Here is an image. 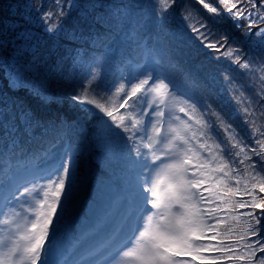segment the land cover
I'll use <instances>...</instances> for the list:
<instances>
[{"label": "snow or ice", "instance_id": "obj_1", "mask_svg": "<svg viewBox=\"0 0 264 264\" xmlns=\"http://www.w3.org/2000/svg\"><path fill=\"white\" fill-rule=\"evenodd\" d=\"M14 7L0 21V264H264V0ZM117 32L140 57L110 78L81 42L95 52ZM86 143L128 179L66 240Z\"/></svg>", "mask_w": 264, "mask_h": 264}, {"label": "trees", "instance_id": "obj_2", "mask_svg": "<svg viewBox=\"0 0 264 264\" xmlns=\"http://www.w3.org/2000/svg\"><path fill=\"white\" fill-rule=\"evenodd\" d=\"M17 0H0V21L4 18L16 17L12 16L15 11V4ZM118 2V0H117ZM141 3L147 4L149 0H140ZM183 25L178 17L173 23V29ZM2 27V24H0ZM63 43V41H62ZM81 46L84 49L86 56L91 57L93 54L105 59L107 63L103 67V71L111 78L112 74L115 73L116 76L120 75L117 71L122 63L129 58L139 59L140 53L136 49L135 44H131L124 36L122 32H117V34L109 40L104 47L96 46L95 52L89 48L87 44L83 41ZM73 47H76L75 45ZM252 55V53H248ZM211 59V54L201 51L199 56L196 57L197 62H203L207 64ZM135 62V60H134ZM221 68L227 65L223 60L219 62ZM131 67L122 68L125 75L131 71ZM84 69L80 67L66 68L65 74H74L79 77ZM236 76L238 82L247 84L246 78L243 74L239 72L233 73ZM219 87V86H218ZM222 91V89H220ZM251 92V88L248 89ZM225 100L231 105L232 101L230 98V93L224 92ZM123 111V110H122ZM2 131H0V136H2ZM25 153L36 151L39 147L38 144L32 142L24 143L22 145ZM3 149V141L0 140V152ZM17 158L22 159L19 155V150L17 151ZM80 171L83 174L82 182L79 185V190L76 194L73 204L77 201L80 196H83V203L81 211L77 222L75 223L74 232L80 227L82 222L93 220L96 216L102 215L103 212L112 204L113 201L117 200L125 187L128 177L124 171V166L122 162L114 161L111 164L106 158V150L102 147H97L94 144H85L83 148ZM70 215L67 218H70ZM67 223L64 222L63 235H66Z\"/></svg>", "mask_w": 264, "mask_h": 264}, {"label": "rangeland", "instance_id": "obj_3", "mask_svg": "<svg viewBox=\"0 0 264 264\" xmlns=\"http://www.w3.org/2000/svg\"><path fill=\"white\" fill-rule=\"evenodd\" d=\"M79 199H81V196L77 199V201L72 205V208H71V215L73 214V216L75 215V216H77L80 212H79V210H78V208H77V210H76V207H77V205H79L78 204V200ZM84 199V198H83ZM82 207V206H81ZM72 216H70V218H71ZM65 222L67 223V224H69L70 223V225L68 226V227H66V233H67V235H68V233L70 232V229H71V227H73V225H74V222H75V220L73 221L72 220V218L71 219H69V218H66V220H65ZM66 235V236H67ZM73 236V234L71 233L70 234V236H67L65 239L66 240H69L71 237Z\"/></svg>", "mask_w": 264, "mask_h": 264}]
</instances>
